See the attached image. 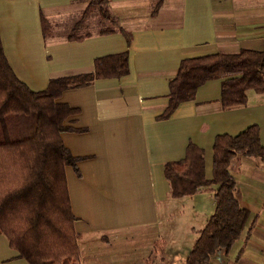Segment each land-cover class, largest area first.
<instances>
[{"label":"crops","instance_id":"0c3cea01","mask_svg":"<svg viewBox=\"0 0 264 264\" xmlns=\"http://www.w3.org/2000/svg\"><path fill=\"white\" fill-rule=\"evenodd\" d=\"M91 1L0 0L5 56L15 75L40 91L53 79L94 73L100 59L128 54L123 76L95 78L58 99L77 110L66 124L80 129L63 132L62 140L80 158L79 172L67 167L66 178L81 264H184L215 211L217 186L173 198L165 164L183 159L193 143L211 179L215 138L251 125L264 146V93L250 89L245 105L224 108L222 79H211L171 117H158L183 59L264 50V0H107L110 20L100 6L83 18ZM229 171L249 216L230 250L208 264H264V163L238 156ZM0 264H30L5 234Z\"/></svg>","mask_w":264,"mask_h":264},{"label":"trees","instance_id":"16d2710c","mask_svg":"<svg viewBox=\"0 0 264 264\" xmlns=\"http://www.w3.org/2000/svg\"><path fill=\"white\" fill-rule=\"evenodd\" d=\"M106 5L107 0H92L83 18L92 7L100 6L102 16L110 20ZM43 27L48 35L51 28L46 20ZM126 36L129 43L130 36ZM127 72L128 54H118L98 60L94 73L53 79L46 89L34 91L15 75L0 37V234H5L10 246L30 264H81L66 178L67 167L79 172L80 158L73 156L62 140L63 132L80 129L66 124L77 110L59 102V97L95 78L121 77ZM211 79H222L224 108L245 105L248 90L264 93V50L241 49L183 59L169 82L167 107L158 118L171 117ZM213 153L211 179L205 176L204 152L193 143L183 159L164 167L173 198L217 186L215 211L197 232L184 264H208L219 251L227 253L240 237L249 212L236 197V181L229 167L238 156L264 163L259 127L251 125L236 136L218 135Z\"/></svg>","mask_w":264,"mask_h":264}]
</instances>
